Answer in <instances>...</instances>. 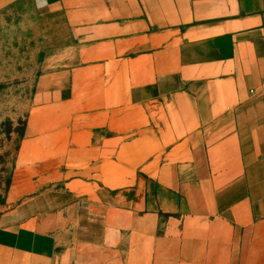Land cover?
I'll list each match as a JSON object with an SVG mask.
<instances>
[{
	"label": "crops",
	"instance_id": "obj_1",
	"mask_svg": "<svg viewBox=\"0 0 264 264\" xmlns=\"http://www.w3.org/2000/svg\"><path fill=\"white\" fill-rule=\"evenodd\" d=\"M35 1L68 41L13 193L57 174L138 196L83 210L101 229L64 232L59 261L264 264V0Z\"/></svg>",
	"mask_w": 264,
	"mask_h": 264
},
{
	"label": "rangeland",
	"instance_id": "obj_2",
	"mask_svg": "<svg viewBox=\"0 0 264 264\" xmlns=\"http://www.w3.org/2000/svg\"><path fill=\"white\" fill-rule=\"evenodd\" d=\"M67 35L56 12L35 0L0 10V264H62L64 232L68 238L74 231L101 229L100 212L89 217L83 210L111 197L126 203L138 197L132 186L104 191L96 180L95 189L70 190L57 174L41 175L39 190L13 193L34 93L42 75L63 65Z\"/></svg>",
	"mask_w": 264,
	"mask_h": 264
},
{
	"label": "trees",
	"instance_id": "obj_3",
	"mask_svg": "<svg viewBox=\"0 0 264 264\" xmlns=\"http://www.w3.org/2000/svg\"><path fill=\"white\" fill-rule=\"evenodd\" d=\"M9 184V183H8Z\"/></svg>",
	"mask_w": 264,
	"mask_h": 264
}]
</instances>
